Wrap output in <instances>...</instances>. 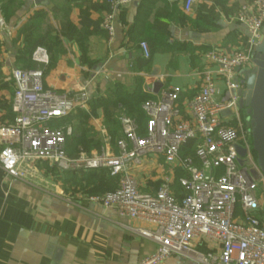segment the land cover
Wrapping results in <instances>:
<instances>
[{
	"label": "crops",
	"instance_id": "1",
	"mask_svg": "<svg viewBox=\"0 0 264 264\" xmlns=\"http://www.w3.org/2000/svg\"><path fill=\"white\" fill-rule=\"evenodd\" d=\"M42 2L0 0V126L14 120L10 75L15 69L40 71L44 87L58 93L75 95L85 89L86 110L54 124L71 130L65 142L68 155L92 154L120 138V118L126 115L112 107L115 95L130 97L139 89L157 100L162 91L179 88L178 104L185 113L201 86V74L214 70L205 54L248 49V31L234 14L249 10L251 0H195L188 12L184 0H132L117 14L112 38L101 27L104 0ZM35 38L51 40L47 48L33 51L43 54L47 64L29 59ZM141 42L150 48L147 59ZM216 85L222 93L223 85ZM21 171L22 181L0 168V264H140L155 252L154 242L131 231L146 224L89 201L106 193H90V171L64 172L33 161ZM169 173L163 159L150 156L131 170L144 194H152ZM257 197V216L264 223V195ZM163 264L196 263L175 255Z\"/></svg>",
	"mask_w": 264,
	"mask_h": 264
},
{
	"label": "built area",
	"instance_id": "2",
	"mask_svg": "<svg viewBox=\"0 0 264 264\" xmlns=\"http://www.w3.org/2000/svg\"><path fill=\"white\" fill-rule=\"evenodd\" d=\"M194 1L184 0L186 12ZM104 2L101 27L112 38L117 14L132 0ZM234 19L248 31V49L229 55L213 50L205 54V62L214 70L201 74V86L185 113L178 104L181 90H164L157 100L142 105L147 118L143 135L137 123L124 116L120 138L112 144L107 141L92 154L69 156L65 142L71 130L54 126L86 110L85 89L75 95L58 93L44 87L40 71L13 70L14 120L0 126V168L20 181L24 179L21 167L28 161L44 162L64 172L108 171L110 177L118 178V187L89 201L120 218L146 224L131 231L157 248L140 264H163L175 255L196 264H264V223L257 216L261 201L254 193L258 181L264 187V177L252 152L250 128L242 120L237 94L245 90L240 73L252 69V52L261 41L264 0H251L249 10L240 8ZM139 47L143 57L149 58L147 44L141 42ZM32 60L47 64L43 54L33 55ZM217 81L223 85L222 93ZM188 141L195 143L192 159L181 155ZM235 146L246 152L242 166ZM147 156L163 159L170 168L152 194L141 193L131 175ZM251 170L257 172L258 180L250 176ZM175 171L181 173L176 178L180 196L173 191Z\"/></svg>",
	"mask_w": 264,
	"mask_h": 264
},
{
	"label": "water",
	"instance_id": "3",
	"mask_svg": "<svg viewBox=\"0 0 264 264\" xmlns=\"http://www.w3.org/2000/svg\"><path fill=\"white\" fill-rule=\"evenodd\" d=\"M35 4H43L42 0H34ZM253 67L249 71L241 72L244 86V92L238 91L240 100L238 108L244 110L249 118L252 152L255 154L257 167L264 177V38L254 48ZM228 114L227 112L222 115ZM240 159L238 164L242 166L241 158L245 157V150L235 146ZM250 176L258 180L259 176L256 171L251 170Z\"/></svg>",
	"mask_w": 264,
	"mask_h": 264
},
{
	"label": "trees",
	"instance_id": "4",
	"mask_svg": "<svg viewBox=\"0 0 264 264\" xmlns=\"http://www.w3.org/2000/svg\"><path fill=\"white\" fill-rule=\"evenodd\" d=\"M50 41L51 40L49 38H35L32 41L30 40V43H31L30 44L31 48H30V52H29L30 61H32L33 51L37 47L47 48L46 43L50 42ZM140 66L145 67V61H142V64H140ZM21 70H23V69H21ZM24 70L25 71L30 70V67L27 70L26 69H24ZM42 79H43V77H42ZM150 99H151V96L142 93L138 89V90H136L134 95H132L130 97H127V95H125L124 97H120V96L115 95L114 100L111 103V105L115 109H118L120 107L122 109V111L125 113L126 117L133 119L138 125L139 134L143 135L144 127H145L147 118H146L144 112L142 111V105L145 101L150 100ZM80 112L81 111H78L76 114L71 115L66 120L69 121V120L75 118ZM80 114H82V113H80ZM66 120H64V121H66ZM194 149H195L194 141H188L182 147L181 155L184 158L192 159L194 157ZM77 155L71 154L69 156L73 157V156H77ZM254 157H255V154H254ZM255 159H256V157H255ZM180 176H181V174H179V175L177 174V177H180ZM86 178H87L88 182H90V181L92 182L91 184L93 185V188H94V190L90 191V193H96L98 195H101L103 192L105 193V191L107 192L109 190H114L118 187V178L110 177L108 171H106V170L90 171V172H88ZM105 178H107V179H105ZM176 178H175V182L173 184V191L177 196H180L182 191L176 182Z\"/></svg>",
	"mask_w": 264,
	"mask_h": 264
},
{
	"label": "rangeland",
	"instance_id": "5",
	"mask_svg": "<svg viewBox=\"0 0 264 264\" xmlns=\"http://www.w3.org/2000/svg\"><path fill=\"white\" fill-rule=\"evenodd\" d=\"M241 117H242V120L245 124L246 127L250 128V124H249V118L248 116L246 115L245 111L244 110H241ZM73 157H77V156H73ZM255 195L256 196H262L264 195V187H263V183H261L260 181H258L256 183V189H255Z\"/></svg>",
	"mask_w": 264,
	"mask_h": 264
}]
</instances>
